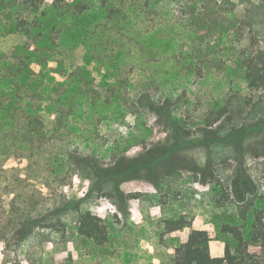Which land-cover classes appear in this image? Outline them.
I'll return each mask as SVG.
<instances>
[{
  "label": "rangeland",
  "instance_id": "rangeland-1",
  "mask_svg": "<svg viewBox=\"0 0 264 264\" xmlns=\"http://www.w3.org/2000/svg\"><path fill=\"white\" fill-rule=\"evenodd\" d=\"M55 1L37 8L0 0V53L13 60L30 49L36 61L47 52L53 79L44 83L57 99L47 118L61 119L52 122L56 144L42 152L51 155L47 169L28 171L13 152L0 157V264H174L189 229L167 232L166 222L182 216L209 232L212 256H224L233 240L223 226L248 233L264 209V89L246 79L247 65L264 52V0H75L83 12ZM36 71L40 82L45 76ZM77 91L91 97L80 106L83 117L73 105L63 111L65 95L75 100ZM145 96L170 100L177 135ZM233 129L240 130L239 150L207 144ZM64 146L98 156L107 169L120 156L174 146L178 166L168 172L171 162L162 165L156 183L144 172L119 187L92 188L97 177L75 170ZM209 164L213 180L194 171ZM81 198L82 209L107 223L105 246L79 236L77 210L53 211ZM45 214L44 225L18 239L23 218Z\"/></svg>",
  "mask_w": 264,
  "mask_h": 264
},
{
  "label": "trees",
  "instance_id": "trees-1",
  "mask_svg": "<svg viewBox=\"0 0 264 264\" xmlns=\"http://www.w3.org/2000/svg\"><path fill=\"white\" fill-rule=\"evenodd\" d=\"M42 2L43 0H24L23 3L24 6L33 4L39 8ZM55 2L57 8L71 5V8L75 11L81 7L79 12H83L85 8L81 4L74 5L75 0H56ZM15 30L24 31L19 26ZM26 32L29 33V30H26ZM21 51L13 60L10 55L0 53V157L13 152L22 157L26 170L47 169L52 160L51 155L45 154L42 157V152L46 151V148L44 149L45 146H51L47 148L50 150L52 144H56L53 140L57 138L59 129L52 123L54 120L56 121V118L54 120L47 118L48 113L53 110V106L57 103L55 97L56 89L48 88L44 83L46 76H48L45 72L47 64L44 61L47 57V52L41 51L40 55L35 58L36 61H33L32 57L36 56V51L30 49H25L24 52ZM257 60L258 62L252 60L247 65L246 79L251 88L264 89V52H261ZM36 69H39V74L45 76L41 78L40 82L34 81L35 73H37ZM48 78L49 80L53 79L50 75ZM55 81H59V84L64 87L68 85L60 80ZM77 92L75 100L69 99L68 94L65 95L66 104L63 106V111H67L68 108L66 107L73 105L75 109L73 111L71 109L69 112L72 111L78 117H83L86 114H83V109L80 106L82 105L83 107L84 104L88 103L91 97L86 95V93ZM145 97L148 99L147 105L149 109L158 115L164 116L177 135L181 128L176 126L177 124L171 118L170 100L159 104L150 100L148 96ZM44 101L51 102L49 104L50 107L48 106L47 109L42 107ZM101 102L104 103L102 100ZM62 113L64 114V112ZM56 122H61V119H57ZM61 126L63 125L61 124ZM238 133H240V130L233 129L224 138L218 131L212 139L209 138L207 144L209 145L213 142L216 144H228L239 150ZM173 147L167 150L156 148L153 151L146 152L139 159H130L129 156L124 155L120 156L116 158L117 160L108 169L104 168L105 166L98 156L78 150H69L66 146L63 149L67 160L72 159L76 164L75 170H83L97 177V179L93 180L92 188L102 189L111 182L119 187L122 181L140 177L141 173L143 174L144 172L148 174L151 181L156 183L158 171L162 165L171 162L168 172L175 171L178 166V162L171 161L176 149ZM194 171L203 173L205 179L207 177L212 180L215 178L210 164L207 165V169L204 171H200L199 168H194ZM200 181L207 183V180L204 179ZM244 182L246 183L245 185L249 186V182H246V179ZM236 190L240 195V191L243 189L236 187ZM84 200L85 198L67 200L53 211L62 212L70 208L77 210L79 213L77 222L79 236L93 242L97 246H105L110 241L109 227L102 217L94 214L91 210L81 208ZM45 218H47V214L23 218L17 224L18 229L15 231V234L18 233L16 234L18 239L28 236L33 228L44 225L45 223L42 221ZM166 224L167 232L189 229L188 240L174 250V264H264V209L256 212L248 233H245L242 226L233 224H225L223 226V232L232 237L233 244L228 243L224 256L219 257L212 256L210 252L209 243L211 238L209 232L207 230L193 229L192 222L188 221L185 216L176 220H168ZM70 263L72 262L69 261V263L65 262L62 264Z\"/></svg>",
  "mask_w": 264,
  "mask_h": 264
}]
</instances>
